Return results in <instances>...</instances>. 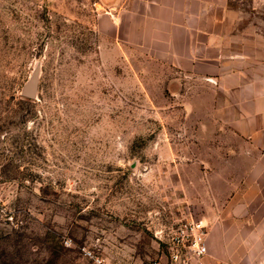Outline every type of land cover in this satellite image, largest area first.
<instances>
[{
	"label": "rangeland",
	"instance_id": "374dc122",
	"mask_svg": "<svg viewBox=\"0 0 264 264\" xmlns=\"http://www.w3.org/2000/svg\"><path fill=\"white\" fill-rule=\"evenodd\" d=\"M229 2L264 19V0ZM116 5L0 0V264H91L84 250L147 264L181 223L264 227L244 206L264 193V151L149 26L104 16ZM236 251L264 264V249Z\"/></svg>",
	"mask_w": 264,
	"mask_h": 264
},
{
	"label": "crops",
	"instance_id": "0c3cea01",
	"mask_svg": "<svg viewBox=\"0 0 264 264\" xmlns=\"http://www.w3.org/2000/svg\"><path fill=\"white\" fill-rule=\"evenodd\" d=\"M115 9L104 16L118 26H149L151 44L174 57L181 72L212 84L229 125L264 151L263 18L229 0H117ZM244 206L264 215V193L245 196ZM244 223V237L235 228L226 236L221 224L207 231L212 239L205 264H234L236 250L264 249V227L258 231L247 217Z\"/></svg>",
	"mask_w": 264,
	"mask_h": 264
},
{
	"label": "built area",
	"instance_id": "2783aa9c",
	"mask_svg": "<svg viewBox=\"0 0 264 264\" xmlns=\"http://www.w3.org/2000/svg\"><path fill=\"white\" fill-rule=\"evenodd\" d=\"M207 236L203 221L181 223L171 234L163 256L147 264H205L209 254ZM84 256L91 264H113L92 251L84 250Z\"/></svg>",
	"mask_w": 264,
	"mask_h": 264
},
{
	"label": "water",
	"instance_id": "95a60500",
	"mask_svg": "<svg viewBox=\"0 0 264 264\" xmlns=\"http://www.w3.org/2000/svg\"><path fill=\"white\" fill-rule=\"evenodd\" d=\"M38 89V77L35 76L32 80L24 87L23 94L26 98L34 99L37 95Z\"/></svg>",
	"mask_w": 264,
	"mask_h": 264
}]
</instances>
